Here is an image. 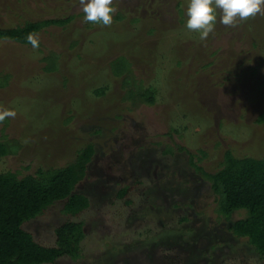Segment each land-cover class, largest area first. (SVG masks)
I'll return each mask as SVG.
<instances>
[{
  "label": "rangeland",
  "instance_id": "obj_1",
  "mask_svg": "<svg viewBox=\"0 0 264 264\" xmlns=\"http://www.w3.org/2000/svg\"><path fill=\"white\" fill-rule=\"evenodd\" d=\"M20 1L0 0L1 27L76 18L40 33L38 49L0 40V109L17 113L0 124V141L18 148L0 159V174L35 176L95 148L77 191L90 208L69 218L59 203L25 227L55 247L57 228L84 222L82 258L56 264H264L230 229L246 213L220 217L210 183L190 167L194 157L213 173L227 147L264 158V16L235 28L217 22L202 42L186 27L189 0H114L126 21L110 27L85 23L79 0ZM51 55L58 69L48 73ZM121 56L135 82L157 91L154 106L127 101L110 68ZM129 186L130 206L117 197Z\"/></svg>",
  "mask_w": 264,
  "mask_h": 264
},
{
  "label": "trees",
  "instance_id": "obj_2",
  "mask_svg": "<svg viewBox=\"0 0 264 264\" xmlns=\"http://www.w3.org/2000/svg\"><path fill=\"white\" fill-rule=\"evenodd\" d=\"M22 2L19 0V3ZM10 13L15 19L19 18L14 10ZM75 18L68 15L64 18L20 21L13 27L0 26V40L32 47L26 39L29 33L38 36L47 28L65 27ZM114 20L119 23L126 21L120 14ZM253 46L256 47V44ZM45 62H48L46 72L58 69V57L51 55ZM110 68L116 78L123 79L129 103L135 107L156 104L157 91L151 87L145 88L142 82H135L133 65L128 57L116 58L110 63ZM6 85L7 78L0 77V89ZM96 95H105V90L97 91ZM258 122L264 124V116ZM17 149L15 145L0 141V159L15 154ZM201 154L207 156L203 150ZM94 156V146L88 145L77 153L72 163L63 168L40 169L35 176L23 178L11 172L0 174V264H56L64 257L73 261L82 258L81 244L86 238L84 222L68 220L57 228L55 247L42 246L25 227L31 221L43 218L49 208L59 203H63L62 213L69 218L80 217L90 208L89 198L77 191L81 184L89 180L88 169ZM193 158L190 167L210 183L218 215L230 221L235 213H246V217L234 222L230 229L236 237L245 239L264 260V158H238L233 148H223L220 168L213 173L198 165ZM133 191L134 186H129L121 189L117 197L130 206V201L126 199Z\"/></svg>",
  "mask_w": 264,
  "mask_h": 264
},
{
  "label": "clouds",
  "instance_id": "obj_3",
  "mask_svg": "<svg viewBox=\"0 0 264 264\" xmlns=\"http://www.w3.org/2000/svg\"><path fill=\"white\" fill-rule=\"evenodd\" d=\"M84 13V22L110 27L114 22L117 8L114 0H79ZM186 27L199 34L200 41H206L216 29L217 22L235 28L242 22L264 16V0H189L186 9ZM27 42L38 49L39 39L35 33H29ZM13 109H0V124L6 119L16 117Z\"/></svg>",
  "mask_w": 264,
  "mask_h": 264
}]
</instances>
